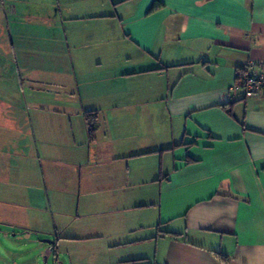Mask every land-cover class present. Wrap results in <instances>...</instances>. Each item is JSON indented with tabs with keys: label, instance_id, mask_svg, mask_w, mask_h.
<instances>
[{
	"label": "crops",
	"instance_id": "1",
	"mask_svg": "<svg viewBox=\"0 0 264 264\" xmlns=\"http://www.w3.org/2000/svg\"><path fill=\"white\" fill-rule=\"evenodd\" d=\"M31 2L0 0L9 257L264 264V92L233 93L264 64V0Z\"/></svg>",
	"mask_w": 264,
	"mask_h": 264
},
{
	"label": "rangeland",
	"instance_id": "2",
	"mask_svg": "<svg viewBox=\"0 0 264 264\" xmlns=\"http://www.w3.org/2000/svg\"><path fill=\"white\" fill-rule=\"evenodd\" d=\"M30 1H32L30 6L37 8L38 0H30ZM95 1H99V0H95ZM75 4H78V3H75ZM62 33L64 34L63 30H62ZM42 62H43V60H42ZM43 63H42V65H43ZM42 74L43 73H41V77H42ZM47 165H48L47 163H40L39 167H37L39 172H40V174H41V176L43 175L44 167H46ZM62 168H65V167H62ZM66 174L67 173L59 172L56 177L58 179L61 178V179L65 180ZM58 175H59V177H58ZM78 178H79V176H78ZM71 190H72V188L71 189L70 188H66V191H65V188L63 190V186H61V187H59L58 194L59 195L60 194L63 195L62 193L66 192L65 196L70 197L71 192H72ZM77 192H79V187L75 188V193L73 194V200H71L72 209L74 207L77 208V206H78L79 198L77 196ZM47 195H48V193H46V196ZM67 205L68 204H64L65 207H67ZM52 209H53V211H57L58 210L57 208L54 209V207ZM72 222L74 223V220H72ZM77 223H74V224H77ZM14 231H17V235H15V236H13ZM23 234H25V233L20 228H15L14 226L9 227L7 224H1L0 225V255L7 256L8 259L12 262V264H16L18 261L17 260H13V258L9 257L8 251H13L15 249L16 245H18V243H19L18 242L19 239L22 237ZM34 237L36 238L35 240L37 242H39V240H40L39 237H42V234L40 232L36 231V232H34ZM40 260H41V264H45L43 258L40 259Z\"/></svg>",
	"mask_w": 264,
	"mask_h": 264
},
{
	"label": "built area",
	"instance_id": "3",
	"mask_svg": "<svg viewBox=\"0 0 264 264\" xmlns=\"http://www.w3.org/2000/svg\"><path fill=\"white\" fill-rule=\"evenodd\" d=\"M262 92H264V64L252 61L233 86V93H241L245 98H251Z\"/></svg>",
	"mask_w": 264,
	"mask_h": 264
},
{
	"label": "trees",
	"instance_id": "4",
	"mask_svg": "<svg viewBox=\"0 0 264 264\" xmlns=\"http://www.w3.org/2000/svg\"><path fill=\"white\" fill-rule=\"evenodd\" d=\"M240 76L241 74L239 75V77ZM86 118H87V122L89 125V134H90V137L92 138L95 135V131H96V123H95L96 116L92 115L91 112H86Z\"/></svg>",
	"mask_w": 264,
	"mask_h": 264
},
{
	"label": "water",
	"instance_id": "5",
	"mask_svg": "<svg viewBox=\"0 0 264 264\" xmlns=\"http://www.w3.org/2000/svg\"><path fill=\"white\" fill-rule=\"evenodd\" d=\"M44 242H48V243H51V241L50 240H47V239H45V240H43Z\"/></svg>",
	"mask_w": 264,
	"mask_h": 264
}]
</instances>
